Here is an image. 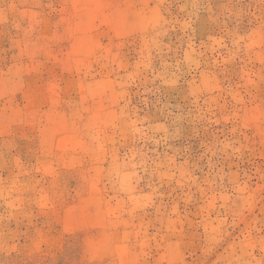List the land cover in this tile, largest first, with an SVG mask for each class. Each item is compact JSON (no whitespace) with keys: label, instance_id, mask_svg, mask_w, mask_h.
<instances>
[{"label":"rangeland","instance_id":"1","mask_svg":"<svg viewBox=\"0 0 264 264\" xmlns=\"http://www.w3.org/2000/svg\"><path fill=\"white\" fill-rule=\"evenodd\" d=\"M0 264H264V0H0Z\"/></svg>","mask_w":264,"mask_h":264}]
</instances>
